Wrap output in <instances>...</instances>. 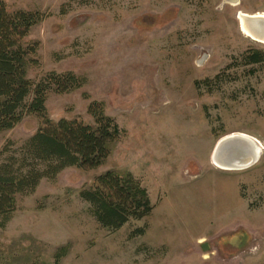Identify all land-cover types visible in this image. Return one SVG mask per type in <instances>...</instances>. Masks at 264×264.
Instances as JSON below:
<instances>
[{
  "label": "rangeland",
  "instance_id": "rangeland-1",
  "mask_svg": "<svg viewBox=\"0 0 264 264\" xmlns=\"http://www.w3.org/2000/svg\"><path fill=\"white\" fill-rule=\"evenodd\" d=\"M0 1L42 15L25 39L39 43L28 103L47 75L73 72L86 84L50 92L49 119L97 126L95 106L122 131L101 166L69 167L18 197L0 230V264H264V62L247 58L264 44L237 19L264 12V0ZM44 127L25 114L1 131L2 159ZM236 133L256 138L262 158L223 170L213 150ZM108 171L142 183L148 217L118 230L97 221L81 192Z\"/></svg>",
  "mask_w": 264,
  "mask_h": 264
},
{
  "label": "trees",
  "instance_id": "trees-1",
  "mask_svg": "<svg viewBox=\"0 0 264 264\" xmlns=\"http://www.w3.org/2000/svg\"><path fill=\"white\" fill-rule=\"evenodd\" d=\"M41 21L38 12H10L0 1V132L13 129L25 114H35L45 124L19 155L2 159L9 147L0 153V230L16 212L19 196L34 192L45 179L55 180L69 167L101 166L110 155V145L122 134L118 124L100 107L90 108L97 126L69 119L54 123L49 119L46 101L50 92L69 93L86 84L84 77L73 72L47 75L28 103L34 86L29 71L38 64L35 57L39 43L27 44L25 39ZM247 58L252 64L263 63L264 53L255 50ZM81 197L91 204L97 221L113 230L132 219L146 218L154 210L148 190L130 173L108 171L97 178L94 186L84 189ZM136 232L143 235L145 228Z\"/></svg>",
  "mask_w": 264,
  "mask_h": 264
},
{
  "label": "bare ground",
  "instance_id": "bare-ground-1",
  "mask_svg": "<svg viewBox=\"0 0 264 264\" xmlns=\"http://www.w3.org/2000/svg\"><path fill=\"white\" fill-rule=\"evenodd\" d=\"M224 3L237 6L241 4V0H224ZM237 15L241 33L251 40L264 44V12L250 14L239 11ZM252 151L257 153L259 160L262 158L263 150L256 138L244 133L229 134L217 142L212 153V162L223 170L242 171L245 170L242 169L243 166L233 167V163H236V161H233L231 157L245 156L252 153ZM244 158H247V156Z\"/></svg>",
  "mask_w": 264,
  "mask_h": 264
},
{
  "label": "water",
  "instance_id": "water-1",
  "mask_svg": "<svg viewBox=\"0 0 264 264\" xmlns=\"http://www.w3.org/2000/svg\"><path fill=\"white\" fill-rule=\"evenodd\" d=\"M245 156H247V158H244ZM245 156H242V155L232 156V157L229 156V157H231V159L233 161H236V163L232 162L234 164L233 167L239 168V167L243 166L242 169H248V168H251L252 166H254L259 161L258 155L255 151L254 152L252 151V153L245 155ZM204 249H207V247L204 246Z\"/></svg>",
  "mask_w": 264,
  "mask_h": 264
}]
</instances>
